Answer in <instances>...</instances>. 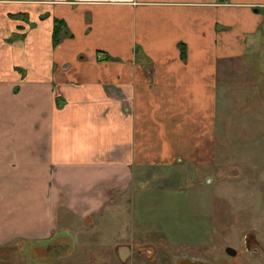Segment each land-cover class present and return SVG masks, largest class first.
<instances>
[{"label":"crops","instance_id":"crops-1","mask_svg":"<svg viewBox=\"0 0 264 264\" xmlns=\"http://www.w3.org/2000/svg\"><path fill=\"white\" fill-rule=\"evenodd\" d=\"M263 25L264 0H0V264H90L151 179L210 178Z\"/></svg>","mask_w":264,"mask_h":264},{"label":"rangeland","instance_id":"rangeland-1","mask_svg":"<svg viewBox=\"0 0 264 264\" xmlns=\"http://www.w3.org/2000/svg\"><path fill=\"white\" fill-rule=\"evenodd\" d=\"M225 70L220 146L211 177L172 172L169 178L151 179L148 190L134 196L133 220L120 224L123 235L115 222L106 224L86 262L176 264L188 257L264 264V25L247 54ZM133 235L124 244L114 240ZM227 248L237 256H229ZM81 258L62 264H80Z\"/></svg>","mask_w":264,"mask_h":264},{"label":"flooded vegetation","instance_id":"flooded-vegetation-1","mask_svg":"<svg viewBox=\"0 0 264 264\" xmlns=\"http://www.w3.org/2000/svg\"><path fill=\"white\" fill-rule=\"evenodd\" d=\"M229 249L233 250L234 254L228 253ZM148 251L153 254V250L148 248ZM226 253L231 257H236L238 252H237V250H235L233 248H227ZM211 263L217 264V262H215V261L209 262V261H206L203 259H195V258L188 259V257H179L178 260H176V264H211ZM220 264H222V263H220Z\"/></svg>","mask_w":264,"mask_h":264},{"label":"trees","instance_id":"trees-1","mask_svg":"<svg viewBox=\"0 0 264 264\" xmlns=\"http://www.w3.org/2000/svg\"><path fill=\"white\" fill-rule=\"evenodd\" d=\"M57 24H56V26H55V34H54V43L55 44H58V43H60V41H61V32H60V29H59V26L61 25V23L59 22V24H58V22H56Z\"/></svg>","mask_w":264,"mask_h":264},{"label":"water","instance_id":"water-1","mask_svg":"<svg viewBox=\"0 0 264 264\" xmlns=\"http://www.w3.org/2000/svg\"><path fill=\"white\" fill-rule=\"evenodd\" d=\"M228 253L234 254L233 250L229 249Z\"/></svg>","mask_w":264,"mask_h":264},{"label":"clouds","instance_id":"clouds-1","mask_svg":"<svg viewBox=\"0 0 264 264\" xmlns=\"http://www.w3.org/2000/svg\"><path fill=\"white\" fill-rule=\"evenodd\" d=\"M129 2H130V0H129Z\"/></svg>","mask_w":264,"mask_h":264}]
</instances>
